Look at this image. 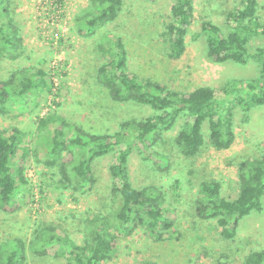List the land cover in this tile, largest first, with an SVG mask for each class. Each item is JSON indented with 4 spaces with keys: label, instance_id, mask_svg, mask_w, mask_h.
Masks as SVG:
<instances>
[{
    "label": "rangeland",
    "instance_id": "374dc122",
    "mask_svg": "<svg viewBox=\"0 0 264 264\" xmlns=\"http://www.w3.org/2000/svg\"><path fill=\"white\" fill-rule=\"evenodd\" d=\"M122 1L116 20L89 34L86 22L100 7L90 0H0L4 21L14 27L19 40L15 48L0 43V81L38 70L45 73V88L31 91L24 99L9 100L0 113V132L17 134L21 140L12 166L16 191L12 203L0 210V262L22 246L26 264H66L64 258H55L58 247L47 245L48 237L58 234L76 244L91 242L95 225L105 223L116 247L111 258L100 264H244L251 254L264 252V196L261 210L243 217L231 239L220 235L215 220L197 218L194 208L202 183L219 182L221 197H236L240 164L264 155V104L246 113L239 107L232 109L235 141L226 150L211 146L205 123L200 151L184 156L176 141L181 120L155 148L163 162L156 163L149 157L151 152L133 144L127 164L130 182L138 190L148 189L170 224L154 234L133 224L122 228L115 219V181L108 167L123 147L94 159L95 183L82 194L75 190L73 166L85 151L71 146L69 151L52 155L53 126L37 124L55 110L70 126L90 134L112 135L121 123L139 122L153 113L133 101L111 99L105 84L109 77L99 68L111 58L112 40L121 41L130 76L174 92L187 94L207 86L225 100V84L256 77L258 67L253 59L215 64L206 55L201 24L209 22L226 33L225 17L239 7L240 0H193L189 35L178 59L169 56L167 34L175 0ZM257 3V17L263 22L264 0ZM258 47L264 48V36L250 40V53ZM62 163L70 183L59 174ZM159 165L166 170H158Z\"/></svg>",
    "mask_w": 264,
    "mask_h": 264
},
{
    "label": "trees",
    "instance_id": "16d2710c",
    "mask_svg": "<svg viewBox=\"0 0 264 264\" xmlns=\"http://www.w3.org/2000/svg\"><path fill=\"white\" fill-rule=\"evenodd\" d=\"M90 1L100 6L97 13L86 22L88 33L92 34L95 27L116 20L123 1ZM257 9V0H240L239 7L225 17L228 27L226 33L209 22L201 24L206 55L213 63L242 64L253 59L258 67L255 78L225 84V100H220L215 91L207 86L184 94L150 80H138L130 76L126 72V52L122 43L120 40H112L109 50L111 58L99 68L101 73L109 77V82L105 84L111 99L115 102L133 101L149 107L153 113L139 122L121 123L112 135L90 134L78 126H70L55 110L37 120L41 128L53 126L50 142L52 155L58 156L69 151L71 146L85 151L84 157L73 166L77 186L75 190H80L82 194L95 183L91 169L94 159L109 154L117 147H123L108 167L109 176L115 181L112 188L117 204L114 215L122 228L133 224L143 226L149 234H154L159 228L167 229L170 226L163 218L157 199L148 193V189L138 190L130 182L127 164L134 143L151 152L149 157L156 163H161L163 158L159 157L155 148L161 137L172 131L181 120L176 141L184 156L192 157L200 151L204 143L205 123L211 146L217 150H226L235 141L232 109L239 107L246 113L264 104V48L258 47L253 53L248 49L253 37L264 36V21L258 20ZM4 12H0V43L15 48L14 44L19 41L15 38L16 30L4 21ZM193 12V0H175L171 7L172 22L167 26V34L171 41L169 56L173 59L181 57L185 50V37L189 35ZM44 76L45 73L38 70L28 76L12 75L8 80L0 81V113H3L9 100H21L31 91L45 88ZM54 105L59 107L57 103ZM20 143L17 134L4 136L0 132V210L12 203L16 191L12 166ZM158 170L163 172L166 167L159 165ZM59 174L66 183H70L65 163L61 164ZM238 181L239 191L232 200L221 197L220 183L216 181L202 183L195 200V216L203 221L215 220L221 228L220 235L226 239L235 236L243 217L252 211L261 210L264 155L242 162ZM157 237L160 238V234ZM47 245L57 246L55 258H64L66 264H100L111 258L116 247L114 237L105 223L95 225L91 242L76 244L68 237L52 234L47 239ZM0 264H26L23 247L12 250ZM142 264L152 263L145 261ZM244 264H264V252L251 254Z\"/></svg>",
    "mask_w": 264,
    "mask_h": 264
}]
</instances>
